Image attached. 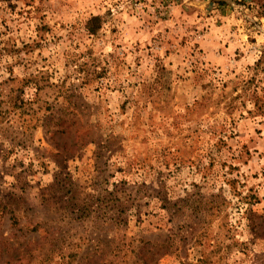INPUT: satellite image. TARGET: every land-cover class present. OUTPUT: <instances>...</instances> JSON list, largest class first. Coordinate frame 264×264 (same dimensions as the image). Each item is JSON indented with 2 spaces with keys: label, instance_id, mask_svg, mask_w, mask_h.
<instances>
[{
  "label": "rangeland",
  "instance_id": "1",
  "mask_svg": "<svg viewBox=\"0 0 264 264\" xmlns=\"http://www.w3.org/2000/svg\"><path fill=\"white\" fill-rule=\"evenodd\" d=\"M142 244L264 264V0H0V264Z\"/></svg>",
  "mask_w": 264,
  "mask_h": 264
},
{
  "label": "trees",
  "instance_id": "2",
  "mask_svg": "<svg viewBox=\"0 0 264 264\" xmlns=\"http://www.w3.org/2000/svg\"><path fill=\"white\" fill-rule=\"evenodd\" d=\"M93 20H97V17H93ZM90 32H94V28H88ZM138 249V254L141 255V257H138V263L139 264H149L150 261H154V256H160L161 254L165 253L168 250V247L165 244H161L160 247L154 248L155 250H150L145 246V244H142L141 246L137 247ZM156 261V258H155ZM78 264H83L80 263V259L77 260Z\"/></svg>",
  "mask_w": 264,
  "mask_h": 264
}]
</instances>
